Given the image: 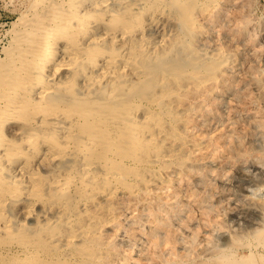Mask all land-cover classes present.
<instances>
[{
  "label": "rangeland",
  "instance_id": "1",
  "mask_svg": "<svg viewBox=\"0 0 264 264\" xmlns=\"http://www.w3.org/2000/svg\"><path fill=\"white\" fill-rule=\"evenodd\" d=\"M115 1L121 12L132 0ZM164 1H132V12L144 26L132 37L102 42L123 47L128 64L105 77L98 73L101 81L93 88L80 79L74 90L81 97L103 91L105 97L113 83L123 84L127 105L121 111L139 101L134 117L119 113L100 134L117 136L122 127L132 131L137 125L154 132L157 124L165 125L163 134L155 133L137 149H113L105 160L108 147H96L73 118L42 117V129L60 128L59 143L69 147L64 154H54V145L34 153L31 167L46 188L36 191L22 177L21 188L0 204V254L5 258L21 256L19 240L26 238L47 264H264V0ZM34 2L0 0L1 73L12 63L23 28L16 23L24 15L33 17L41 5ZM155 62L162 64L159 71L143 74ZM133 88L138 91L134 96ZM148 111L154 113L149 120L144 117ZM5 124L10 138L30 131L14 119ZM23 161L13 164L12 174ZM117 170L119 176L112 175ZM69 175L77 184L65 191ZM3 219L12 223V231L2 229Z\"/></svg>",
  "mask_w": 264,
  "mask_h": 264
},
{
  "label": "bare ground",
  "instance_id": "2",
  "mask_svg": "<svg viewBox=\"0 0 264 264\" xmlns=\"http://www.w3.org/2000/svg\"><path fill=\"white\" fill-rule=\"evenodd\" d=\"M132 1L134 2L136 0H132ZM132 1L129 2V6L125 5V3L127 4V2H125L124 5L121 7V12H120V11H116L114 6H113V4H114L113 2H116L115 0H35L34 5H38V4H41V5L36 10V12H34L33 17L28 19V17L26 15H24L16 23L15 26L22 25L23 28L21 29V33H20V35L16 41L17 45L14 48L13 60H12V63L9 65V67L7 66L8 68H6V70H3L2 73L0 72V204H2L4 202V199L7 198L6 196H10V195H12V193H16L21 188V182H22L21 178L22 177L27 178L28 181L32 184V186L36 189V191L42 187V182L39 180L36 172L31 167V158H32L34 153H37L43 149L46 150L47 147H49V146L52 147L54 145L56 147L55 152H53L54 154L55 153L56 154L57 153L58 154H64L67 151V148L69 147L66 143L65 144L59 143L60 128L56 127L55 124L51 123L52 125L55 126L53 128H50L47 130L42 129V127L40 126V123H42V120H41L42 117H44V119H47V117H48V119H52V118L56 119L57 116L64 115L66 117L73 118L72 122H75V123H78L79 125H81L80 126L81 132H83L89 138H91L92 142L96 145V147L99 145H103V146L108 147V152L106 154L103 153L105 155V160L110 158V155L112 154L113 149L114 150L119 149V148L121 149V147H122V149H121L122 153L125 152L127 148H129V149H131V147L133 148V145H134V148L137 149L136 148L137 145L138 146L141 145L142 141L144 143L145 142L150 143L151 139L155 135V133L156 134H163L164 130L162 127L165 125L161 126L159 124H157V126L154 128V132H152L151 128L148 126L141 129L137 125L135 128H133L132 131H128V129H126V127H124V128L122 127L121 130H119L120 132L118 133L117 136H113V135L109 136V135H105L103 133L100 134L102 131H104V128H103L104 123L105 122H109V123L116 122L115 120H117V118H119L118 117L119 113L123 114L124 118L127 116L134 117L133 111H134L135 106H137L139 104V101H137V102L134 101L136 104H133V105L129 104L127 107H125V109H123V111H121V106L123 104H125V101H123V95L126 94L125 93L126 88H124L123 84L120 85V84L113 83L111 85V89L109 90V91H111L110 94L106 95L105 97L102 94L103 91L102 92L99 91L98 93L95 92V94H93L91 91V93L86 94L84 97L79 96L74 91L76 83L78 80L82 79L85 82L87 88H93V86L100 84L101 80L98 78L99 77L98 73L101 72V74L103 73V76L104 75L108 76L110 74V72L115 71V70H117L116 72H118L119 69L126 67V65L128 64V61L126 62V60L129 57L126 59V56L124 55V52H123V51H125L123 47L118 49L115 45H112L111 43L110 44L112 46L104 47L102 45V42L105 41L106 39H111V40L115 41L120 36L121 37H132L134 34H136V32L139 29H141V26H144L142 24H144L145 21L144 22L138 21L137 20L138 16L136 15L137 12L136 13L132 12V9H131L132 4L135 5L134 3H132ZM153 1H155V0H153ZM181 1L183 2V0H181ZM144 2H146V1H144ZM176 2H177V0H176ZM86 3H89V4L86 6L85 5ZM149 3H151V2H149ZM138 4H140V3H138ZM157 4H158V2H157ZM164 4H165V1H164ZM182 5H184V4H181V6ZM145 6H147V5H145ZM163 6L161 8H163ZM151 7L152 6H150V8ZM156 7H157V5H156ZM182 7H184V6H182ZM143 8H145V7L142 6V9ZM157 9H159V8H157ZM138 10H141V8H139ZM179 10H181V9H179ZM139 12H141V11H139ZM141 22H143V23L141 24ZM143 29H144V27H143ZM14 30H15V28H14ZM143 34H145V33H143ZM141 35H142V33H141ZM139 38H140V35H139ZM142 39H143V37H142ZM144 39H145V37H144ZM144 39H143V41H144ZM132 40H135V39H132ZM146 42L141 46H144V45L146 46ZM133 44H134V42H133ZM135 45H136V43H135ZM132 46H134V45H132ZM137 46H139V45H137ZM127 48L128 47L126 46V49ZM130 51H132V50H130ZM190 51H191V49H190ZM138 52H136V53H138ZM161 57H162V55L158 56V58H161ZM166 60H168V59H166ZM132 61H130V63ZM147 62H148V60H147ZM132 63H134V61ZM142 64H146V63H142ZM148 64L149 63H147V65ZM136 66L139 67L138 65H136ZM160 66H162V64L160 62H155V63L151 64V66H149L148 68L144 67L146 73H143V74L149 75L150 69L154 70V71L156 69L158 72L159 71L158 69L160 68ZM143 69H142V71H143ZM64 72H65V75H63ZM60 74H62V75H60ZM156 74H154V75H156ZM124 76L127 77L126 75H124ZM139 79H141V78H139ZM142 81H143V79H142ZM156 81H158V80H156ZM118 83H119V81H118ZM133 84H134V82H133ZM107 85H109V84H107ZM37 86H39L40 88L35 92L34 89ZM125 86H129V85L125 84ZM133 86H135V84ZM143 86H142V89H143ZM107 88H108V86H107ZM130 88H127V89H129V91H130L131 90ZM136 88L140 89L138 87H136ZM88 92H90V91H88ZM135 92L137 93L138 91L137 90L135 91L133 88V90L131 91L133 96L136 94ZM161 94H163V93H161ZM147 96H149V95H147ZM158 102H157V104H160ZM141 103H142V101H141ZM144 103H142V104H144ZM125 105H127V104H125ZM142 110L143 109H141L140 111H142ZM150 110H152V109H150ZM160 113H162V115H163L164 114L163 110ZM40 114H41V116H39ZM153 116H154V113L148 111L147 115H145L144 117L149 120V118H152ZM9 119H14L18 122H21L23 124V126L30 129V131L27 133L26 132L22 133L19 138L8 137L4 132V126L6 125L5 123ZM60 121H63V120L60 119ZM46 123H50V121L47 120ZM163 123H161V124H163ZM150 124H152V123H150ZM140 126L142 127V125H140ZM172 130H174V129H172ZM69 131H68V134H69ZM104 133H105V131H104ZM158 137H157V139H158ZM69 138H71V137L68 135V139ZM72 138L74 140V138H76V137L72 136ZM131 138H132V140H131ZM176 140L179 141V139H176ZM67 142H68V140H67ZM164 142H165V140H164ZM172 143H174V141ZM4 145H6V146L4 147ZM1 146L5 149L6 148H12L13 151L4 150L2 148L4 150L3 151V150H1ZM160 146H162V145H160ZM166 146H167V144H166ZM85 149H91V147L86 145ZM174 151H176V150H174ZM51 155H52V152H51ZM123 155L124 154H122L121 157H123ZM167 155H168V153H167ZM143 156H144V154H143ZM175 156H176V154H175ZM51 158H52V156H51ZM144 158H145V156H144ZM20 159L24 160L23 164L21 165V167H19V171L16 174H12L11 168H12L13 164H15ZM84 159H86V158H84ZM112 164L113 163H111V165ZM148 164H149V162H148ZM155 164H157V163H155ZM81 165H84V164H81ZM96 166H97V164H96ZM117 167L120 169L119 166H117ZM116 168H115V170H116ZM151 168H153V167H151ZM146 169H148V168H146ZM81 170H82V168H81ZM153 170H155V169H153ZM120 171H118V170L113 171L112 175L114 174L116 176H119L118 174L120 173ZM124 171H122V172H124ZM136 172H138V171H136ZM136 172H135V174H136ZM62 173H64V171L61 172V174ZM131 174H132V172H131ZM145 174H146V172H145ZM162 179H164V178H162ZM51 180H53V179L51 178ZM115 180H117V179H115ZM127 181H128V179H127ZM164 181H165V179H164ZM46 182H48V181H46ZM56 182H58V181H56ZM115 183H116V181H115ZM31 184H30V186H31ZM76 184H77V180H76L75 176L69 175L67 181H65V183H63V185H62V189L65 191H72ZM45 186H43V187H45ZM47 187L49 189V186H47ZM50 191H52V190H50ZM39 192H40V190H39ZM42 195H44V193H42ZM77 195H78V193H77ZM95 195H96V193H95ZM8 199H9V197H8ZM41 200H42V198H41ZM8 212H9V209H8ZM67 216H69V215H67ZM48 220H50V218ZM1 226H2L3 230H7V231L11 230L12 231V223H10L8 220H4L3 222H1ZM76 227H78V226H76ZM88 228L90 229V227H88ZM65 231L66 230H64V233H66ZM70 233H68V234H70ZM72 234L74 235V233H72ZM82 234H84V233H82ZM82 234H80V235L82 236ZM55 235H57V234H55ZM67 237H69V236H67ZM72 238H73V236H72ZM85 239H84V241H85ZM93 241H95V240H93ZM19 243L22 247V255L20 256L18 254L19 256L14 257V255H12V253H11V255L13 257L5 258L6 257V256H4L5 254L4 255L0 254L1 264H47L45 261L46 259L44 260L41 257L42 255L38 252V250L36 248H31V245H29V242L26 240V238L19 240ZM14 249H16V248H14ZM75 250H77V249H75ZM66 252L68 253V251H66ZM3 253H5V252H3ZM17 253H19V252H17ZM61 254H62V252H61ZM73 260L76 261L77 259L76 260L73 259ZM76 262H81V261H76ZM67 264H68V262H67ZM69 264H71V263H69ZM73 264H74V262H73ZM81 264H83V263H81Z\"/></svg>",
  "mask_w": 264,
  "mask_h": 264
},
{
  "label": "crops",
  "instance_id": "3",
  "mask_svg": "<svg viewBox=\"0 0 264 264\" xmlns=\"http://www.w3.org/2000/svg\"><path fill=\"white\" fill-rule=\"evenodd\" d=\"M3 10H2V8H1V6H0V17H1V19L3 18ZM2 15V16H1Z\"/></svg>",
  "mask_w": 264,
  "mask_h": 264
}]
</instances>
